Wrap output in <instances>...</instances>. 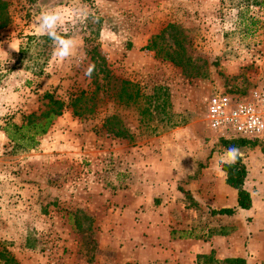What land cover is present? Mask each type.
I'll use <instances>...</instances> for the list:
<instances>
[{
	"label": "rangeland",
	"instance_id": "obj_1",
	"mask_svg": "<svg viewBox=\"0 0 264 264\" xmlns=\"http://www.w3.org/2000/svg\"><path fill=\"white\" fill-rule=\"evenodd\" d=\"M3 1L0 264H264V137L239 147L252 208L215 215L237 208L221 161L237 139L207 122L214 94L264 90V0ZM44 9L86 60L52 55ZM93 56L117 79L94 111L67 109L36 144L17 133L47 93L90 89Z\"/></svg>",
	"mask_w": 264,
	"mask_h": 264
},
{
	"label": "trees",
	"instance_id": "obj_2",
	"mask_svg": "<svg viewBox=\"0 0 264 264\" xmlns=\"http://www.w3.org/2000/svg\"><path fill=\"white\" fill-rule=\"evenodd\" d=\"M9 4L7 2L0 0V29L5 28L7 23L9 22V18H5L7 8ZM151 46H147L142 48V50H152ZM97 56H93V60L95 61V70L92 73L91 79L92 83L90 84L89 90H82L76 96L71 97L70 101L66 103L64 100L56 98L53 94L47 93L44 96V101L46 103L43 107L28 117H26V125L21 127L14 126L16 128V132L20 134L23 129L33 128L36 129V132H33V135L30 136L31 140L35 142L36 136H41L46 134L50 127L52 126L54 120L58 117H61L64 112L72 108L73 113L77 117H84L87 114H91L97 106L98 101H102L100 97V93L105 95L108 93L107 88L117 82L115 75L111 74V71L107 68V63L104 59L103 63H98ZM94 87V88H93ZM117 98L122 103L124 98L128 101L135 99L134 95L127 92L126 88H121L117 92ZM108 120H106V124L104 127L106 128ZM110 134L114 133V137L120 139H127L128 136L127 131L123 129H119L117 132H113L112 130L108 131ZM18 134V135H19ZM25 137V135H22ZM17 140V139H16ZM248 140L237 138L236 142L225 141L224 146L228 149L231 146L236 147H244ZM222 170L226 173L227 179L226 183L228 186L236 190L237 192V208H223L220 210H213V214L221 215V216H233L236 214L238 210L248 211L253 206V199L249 190L245 188V182L248 177L247 167L242 159V156L239 155L237 161L234 164L225 163L222 165ZM230 264H246L244 259H234L228 261Z\"/></svg>",
	"mask_w": 264,
	"mask_h": 264
},
{
	"label": "built area",
	"instance_id": "obj_3",
	"mask_svg": "<svg viewBox=\"0 0 264 264\" xmlns=\"http://www.w3.org/2000/svg\"><path fill=\"white\" fill-rule=\"evenodd\" d=\"M207 107V122L213 132L230 139L264 137V90L241 95L219 92Z\"/></svg>",
	"mask_w": 264,
	"mask_h": 264
},
{
	"label": "clouds",
	"instance_id": "obj_4",
	"mask_svg": "<svg viewBox=\"0 0 264 264\" xmlns=\"http://www.w3.org/2000/svg\"><path fill=\"white\" fill-rule=\"evenodd\" d=\"M36 32L39 35H46L51 39L53 44L52 55L60 61L68 59L70 57L79 56L80 62L87 59L86 53L79 55L78 49L80 48V42L74 37L67 34V30L61 23V13L56 9H44L41 11L39 17H37ZM17 52L18 49H14ZM7 55L6 52H0V56ZM95 70V65L89 63L88 67L84 71V75L91 79L92 73ZM22 71V70H20ZM240 155V150L236 146L229 147L225 154L221 157L223 163L234 164Z\"/></svg>",
	"mask_w": 264,
	"mask_h": 264
}]
</instances>
